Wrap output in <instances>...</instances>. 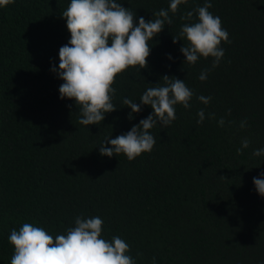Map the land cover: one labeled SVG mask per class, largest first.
<instances>
[{"label":"trees","instance_id":"1","mask_svg":"<svg viewBox=\"0 0 264 264\" xmlns=\"http://www.w3.org/2000/svg\"><path fill=\"white\" fill-rule=\"evenodd\" d=\"M117 2L137 24L170 5ZM211 3L231 41L221 43L219 65L213 68L211 57L185 62L181 27L198 22L194 10L205 4L188 0L169 11L172 24L149 41L148 67L116 77V110L88 126L79 123L75 100L59 93V49L71 38L62 14L70 0H15L0 8V264H11L13 228L30 223L55 238L75 227L77 216H99L102 238L124 239L136 264H153V257L154 264H264V197L253 183L264 172V155H253L264 148V0ZM189 11L191 20L183 19ZM165 75L193 91L191 107L177 104L170 126L150 129L156 140L150 153L133 161L102 156L106 139L152 114L140 98L149 87L165 86ZM201 95L212 99L205 105ZM125 98L141 105L131 120ZM201 109L205 119L197 124ZM244 138L250 146L238 154Z\"/></svg>","mask_w":264,"mask_h":264},{"label":"clouds","instance_id":"2","mask_svg":"<svg viewBox=\"0 0 264 264\" xmlns=\"http://www.w3.org/2000/svg\"><path fill=\"white\" fill-rule=\"evenodd\" d=\"M15 0H0V8L7 7ZM188 0H170L169 9L156 12L155 19L145 21L129 8L121 6L117 0H70V4L62 16L67 21V29L71 38L68 44L59 49L58 76L64 81L59 87L60 98L75 100L80 106L82 125H97L105 119V114L116 110L113 104L116 77L129 67H137L138 71L148 67L147 58L151 48L149 41L163 31L165 25H171L169 11L175 14L181 4ZM211 0H205L202 7L194 11L198 22L186 23L181 27L179 37L186 39L180 51L188 64L194 65L199 58H213L212 67L219 65L224 56L221 43H231L229 34L222 26L219 16L213 15L209 9ZM193 12H187L183 19L191 20ZM180 38L173 37V43ZM169 59L172 57L169 55ZM53 72L57 69L53 68ZM208 70L199 76L201 81L207 79ZM165 86L149 87L141 96L142 105L151 107L152 114L140 120L126 134L106 139L100 145V154L111 158L124 154L129 161L135 160L142 153H150L156 140L150 133L157 123L168 127L177 119L176 105L185 109L191 107L193 91L186 86L184 80L167 75L162 77ZM197 99L207 105L211 97L203 95ZM123 104L131 108L129 120L133 113H139L141 105L130 99H123ZM230 114V111H229ZM197 124L205 119L204 110L197 113ZM214 118V114H209ZM223 127L225 120L218 121ZM247 121H241L244 128ZM250 140L244 138L238 154L250 146ZM110 144L111 147L106 145ZM254 156L264 155V148L256 149ZM256 191L264 197V172L260 178H253ZM104 221L99 216L75 218V227L67 229L66 234L53 238L43 227L24 223L17 231L13 228L8 236L14 248L11 264H136L128 253L130 246L119 236L111 241L102 238ZM137 255H141L137 253ZM155 257H153V264Z\"/></svg>","mask_w":264,"mask_h":264}]
</instances>
